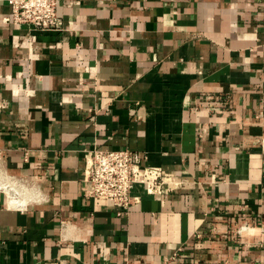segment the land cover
Instances as JSON below:
<instances>
[{
    "label": "crops",
    "instance_id": "crops-1",
    "mask_svg": "<svg viewBox=\"0 0 264 264\" xmlns=\"http://www.w3.org/2000/svg\"><path fill=\"white\" fill-rule=\"evenodd\" d=\"M57 13L7 23L0 0V264H264V0ZM125 149L170 179L119 216L84 167Z\"/></svg>",
    "mask_w": 264,
    "mask_h": 264
},
{
    "label": "built area",
    "instance_id": "built-area-1",
    "mask_svg": "<svg viewBox=\"0 0 264 264\" xmlns=\"http://www.w3.org/2000/svg\"><path fill=\"white\" fill-rule=\"evenodd\" d=\"M11 14L7 23L30 24L42 30H60L63 22L58 16V0H8ZM143 157L131 150H95L85 158L84 181L89 184L88 198L108 201L120 207L123 215L139 198L132 197L136 184L145 186L149 195L166 193L163 184L170 179L161 168L142 165ZM246 229L242 227L241 230Z\"/></svg>",
    "mask_w": 264,
    "mask_h": 264
},
{
    "label": "bare ground",
    "instance_id": "bare-ground-1",
    "mask_svg": "<svg viewBox=\"0 0 264 264\" xmlns=\"http://www.w3.org/2000/svg\"><path fill=\"white\" fill-rule=\"evenodd\" d=\"M0 164H1V163H0ZM0 166H1V165H0ZM22 185H23V184H22ZM22 185H20V187H24V186H22ZM34 187H35V186H34ZM12 188H13V187H12ZM24 188H25V187H24ZM10 189H11V188H10ZM21 189H22V188H21ZM26 189L28 190V188H26ZM24 190H25V189H24ZM27 190H26L24 193H27ZM11 191H14V190H10V192H11ZM15 191H16V192H11V196L13 197V200H14V198L17 197V196H16V195H17V194H16V193H17V190H15ZM10 192L8 191V193H10ZM30 192H31V191H30ZM30 192H29V193H30ZM33 192H34V191H33ZM34 193H35V192H34ZM36 193H37V192H36ZM36 193H35V194H36ZM24 195H25V194H24ZM26 195H27V194H26ZM34 196H35V195H34ZM34 196L31 195V197H34ZM29 197H30V195H29ZM27 198H28V197H27ZM26 200H27V199H26ZM32 200H34V198H32ZM27 202H28V201H26V203H27Z\"/></svg>",
    "mask_w": 264,
    "mask_h": 264
}]
</instances>
